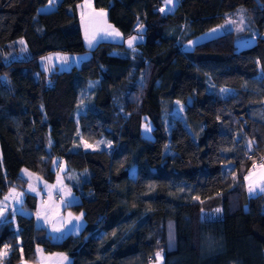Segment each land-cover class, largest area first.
Here are the masks:
<instances>
[{"label": "trees", "instance_id": "obj_1", "mask_svg": "<svg viewBox=\"0 0 264 264\" xmlns=\"http://www.w3.org/2000/svg\"><path fill=\"white\" fill-rule=\"evenodd\" d=\"M47 1L0 0V195L25 186L22 166L53 180L64 161L79 196L65 206L84 221L53 238L34 223L37 195L24 191L25 211L0 219V259L33 261L41 244L70 264H151L158 250L163 264H264V187L251 193L244 179L264 157V0H182L164 11L163 0H92L125 40L141 33L133 48L123 38L85 44L80 0L39 9ZM239 4L253 42L237 47L225 30L183 47ZM18 36L28 54L5 60ZM50 50L88 54L46 73L39 57ZM217 208L221 230L200 239Z\"/></svg>", "mask_w": 264, "mask_h": 264}, {"label": "rangeland", "instance_id": "obj_2", "mask_svg": "<svg viewBox=\"0 0 264 264\" xmlns=\"http://www.w3.org/2000/svg\"><path fill=\"white\" fill-rule=\"evenodd\" d=\"M176 1L177 0H173V4H166V0H163L161 8L172 9L175 6ZM55 2H56V0H52V2L50 3L48 0L46 3L40 5L39 9L52 8V7H54ZM89 4H92V0H80L77 2L76 7H77V10H78L80 17L82 19L81 29H82L83 40H84L85 44L90 45L89 41H91V45H93L94 43L89 38L88 32L84 29L85 18H86L85 9H86V6L89 7ZM240 10H243L242 14H241ZM241 15L243 16V22L242 23H241ZM228 21H235V23H228ZM140 28H141V26L138 27V29H140ZM213 29H216V31L213 32ZM225 30H232L234 32V43L237 47L253 42L255 40V37L257 34L254 25L250 21V17L246 11L245 6L243 4H239L236 6V8L232 12L231 11L226 12V16L221 21L211 25L210 27L206 28L205 30H203V31L199 32L198 34L192 36L190 39L184 41L183 47L184 48L185 47H191L195 42L206 39V38L211 37V36H214V35L222 32V31H225ZM139 35H141L140 32H134L133 34L129 35L126 38L125 43L127 44L128 41L132 37H136V39L132 41V43H134L137 39H139V37H140ZM21 40L24 41L23 37L18 36V37L7 42L6 48H5L4 53H3V57L5 60L10 59V58L25 57L28 54V49H27L26 43L20 44L19 41H21ZM87 54H88L87 50H85V51L50 50V51H47L46 53L42 54L39 57V62H40L41 68L46 73H49L51 70H54V69L68 68L72 64H78L85 56H87ZM49 57L51 58L50 60L46 59ZM182 57H183L182 53L179 54L178 61L180 63H182V60H183ZM62 58H66V59H62ZM179 105L175 109H178L180 107ZM141 129H142V133L144 135H147V136L152 135L151 123L149 120L148 121L145 119L142 120ZM83 145L93 146V145H97V144L95 142H91V141H83ZM63 165H64V168H63ZM65 167H66L65 162L61 161L60 164L57 166V174H56L55 178L53 180H48V179L42 178L34 170H32L26 166H22L20 168V172L27 179L25 186H23V187L10 186L7 190H5V192H3L0 195V198L4 199L5 196H9L8 201H10L11 203H14V202L18 201V198L16 196V193H18V192H22L23 194H24V191H29V192L35 193L39 200H38L36 208L34 209V216H36V215L38 216V221H41V219L44 217H46V219H47L48 215H51L53 212V209L47 207V205L51 202L52 203H54L55 201L61 202L65 199H67V189H66L67 183H65V182H68L66 180V178L69 176V174L71 172L67 171ZM69 169L75 171V168H69ZM260 171H261L260 168H256L255 170H248L245 175L248 176L250 172H253L256 174V172H260ZM83 173H84V175H87V170L83 171ZM260 182H262L261 185L264 184V181H260ZM253 185H257V184L253 183ZM68 186H70V185H68ZM257 187H260V185ZM257 187L253 186L254 189ZM247 189L249 191V182L247 184ZM13 190H15V191L13 192ZM57 194H59L60 197L57 198ZM44 195L47 196V199H46V201H41V198ZM50 200H51V202H50ZM2 206L3 205H1L0 208L4 209ZM14 207H16V206L14 205ZM7 210L8 209L6 208L5 211H7ZM215 212H216L215 210H210V212H208L205 215L204 223H203V226L201 227L200 233H199L200 239L203 240V239H205V237L207 235L217 233L218 231L221 230V227H220V224H219V221L217 219ZM158 251L162 253V251H160V250H158ZM158 251H156V252H158ZM151 264H157L155 255H154L153 260L151 261Z\"/></svg>", "mask_w": 264, "mask_h": 264}, {"label": "crops", "instance_id": "obj_3", "mask_svg": "<svg viewBox=\"0 0 264 264\" xmlns=\"http://www.w3.org/2000/svg\"><path fill=\"white\" fill-rule=\"evenodd\" d=\"M91 5L92 4H89V7L86 6V9H85L86 18H85L84 29L88 32V36L93 41V43H96L97 41L101 39H109V40H115V41L122 40L123 37H122L121 32L118 30L116 26H114L107 19L106 10L102 8H95V7H92ZM101 11H103L104 15H98V13H100ZM81 21L82 19L80 17V24H81ZM113 30L118 31L119 35L118 36L114 34L110 35L109 33H112ZM123 40L125 41L124 38ZM126 45H128L131 48L134 47L133 43L131 44V46L129 45V43H127ZM262 164H264V160ZM257 168H260V166H258ZM260 172H256V174L253 176V183L257 184L253 186L257 187L260 185V187L255 188V190L252 191L251 193L264 187V184L261 185L262 182H260V179H259ZM245 182L246 184H248V181L245 180ZM65 183H67V185L65 184L66 189H67V199L61 202L55 201L54 203H52L50 200L51 203H49L47 207L52 208L53 212L51 215H48L47 219L46 217H44L41 219V221H38V216L37 215L34 216V210L32 211V214L34 217V223L36 225H45V227L51 232V236L56 239L69 232H77L82 227L83 221H84L81 211L74 212L70 210L67 206H65V204H67L68 202L77 200L79 197L78 194L72 189L70 183L69 182H65ZM18 193L20 194L17 197L18 201L14 203H11L8 200L5 201L3 198H0V202H3V203H0V206L3 205L2 207L4 208L2 215H0V219L5 217L6 213L9 210L13 211V209H15V210L25 211V208H23L21 205L23 193L22 192H18ZM58 197H60L59 194H57V198ZM46 199H47V196L44 195L41 198V201H46ZM38 200L39 199L37 198V203H38ZM37 203H36V206H37ZM14 205L16 207H14ZM6 208L8 209L7 211H5ZM77 217H79V219H77ZM77 226H79L78 229H77ZM37 249H40L42 251H37ZM35 253H36L35 260L28 261L26 259H20L15 264H70L71 262V256L66 251L64 250L46 251L44 250L41 244L35 245Z\"/></svg>", "mask_w": 264, "mask_h": 264}, {"label": "snow or ice", "instance_id": "obj_4", "mask_svg": "<svg viewBox=\"0 0 264 264\" xmlns=\"http://www.w3.org/2000/svg\"><path fill=\"white\" fill-rule=\"evenodd\" d=\"M49 2L51 3L52 2V0H49ZM166 4H173V0H166ZM160 11H164V9L163 8H161L160 9ZM241 11V14H242V12H243V10H240ZM98 15H104V13H103V11H101L100 13H98ZM243 22V16L241 15V23ZM228 23H235V21H228ZM143 27V25H141V28ZM216 31V29H213V32H215ZM110 35H112V34H114V35H119V32L118 31H115V30H113V32L112 33H109ZM136 39V37H132L129 41H128V43H129V45L131 46V44H132V41L133 40H135ZM19 43L20 44H24L25 42L23 41V40H21V41H19ZM89 44L91 45V41H89ZM46 59H51L50 57L49 58H46ZM62 59H66V58H62ZM222 91H224V90H222ZM254 142L253 141H249L248 142V147H249V149H251V146H252V144H253ZM262 159H264V158H262ZM254 168H255V165L253 166ZM260 169H261V172H260V176H259V179H260V181H264V164H261L260 165ZM26 171V170H25ZM255 175V173H253V172H250L249 173V175L248 176H245L244 177V179L246 180V181H248L249 182V191L250 192H252V191H254L255 189L253 188V176ZM233 178H235V177H233ZM15 190H13V192H14ZM261 191H264V188H262L261 189ZM20 194L19 193H16V196L18 197ZM217 195H219V193L217 194ZM194 200H196V201H200L201 203H203V201H201L200 200V197L199 196H193L192 197ZM9 199V196H5V198H4V200L5 201H7ZM0 203H3V202H0ZM221 211V209H219V208H217L216 209V212H220ZM2 213H3V209L2 208H0V215H2ZM77 219H79V217H77ZM78 227L79 226H77V229H78ZM57 231H58V229H57ZM174 239V236H173V234L170 232V234H169V240H170V242L172 241ZM7 247V246H6ZM37 251H42V250H40V249H37ZM155 258H156V261H157V264H163V256H162V253L161 252H156L155 253ZM66 259V258H65Z\"/></svg>", "mask_w": 264, "mask_h": 264}, {"label": "built area", "instance_id": "obj_5", "mask_svg": "<svg viewBox=\"0 0 264 264\" xmlns=\"http://www.w3.org/2000/svg\"><path fill=\"white\" fill-rule=\"evenodd\" d=\"M177 3H179V4H182V0H177L176 1ZM249 141H253L254 143L252 144V146H251V149H253L254 148V146H255V140L254 139H252V138H250L249 140H248V142ZM248 142H247V147H248ZM248 149H249V147H248ZM250 149V150H251ZM263 155H259L257 158H255L250 164H249V166H248V170H255L258 166H260L261 165V163H262V161H263ZM255 165V168L253 167Z\"/></svg>", "mask_w": 264, "mask_h": 264}, {"label": "water", "instance_id": "obj_6", "mask_svg": "<svg viewBox=\"0 0 264 264\" xmlns=\"http://www.w3.org/2000/svg\"><path fill=\"white\" fill-rule=\"evenodd\" d=\"M186 102H187V104L190 103L189 96H187V98H186ZM0 264H5V262H4L2 259H0Z\"/></svg>", "mask_w": 264, "mask_h": 264}]
</instances>
